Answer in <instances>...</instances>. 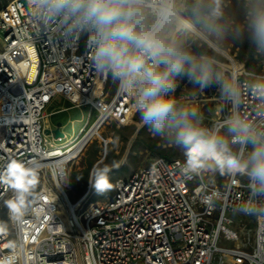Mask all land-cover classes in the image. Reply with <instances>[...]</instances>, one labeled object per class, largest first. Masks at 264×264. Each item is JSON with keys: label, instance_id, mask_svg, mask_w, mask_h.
<instances>
[{"label": "built area", "instance_id": "1", "mask_svg": "<svg viewBox=\"0 0 264 264\" xmlns=\"http://www.w3.org/2000/svg\"><path fill=\"white\" fill-rule=\"evenodd\" d=\"M0 31V168L14 157L36 169L33 195L21 218L10 216L5 201L12 193L0 185V210L13 232L9 237L0 227V264H226L223 255L264 264V216H256L253 245L250 232L242 242L250 251L218 246L222 234L240 239L227 226L233 222L228 213L239 212L248 197L246 182L237 177L211 184L206 174H184L182 160L158 157L118 178L104 201H90L95 190L89 185L72 202L69 165L88 142L71 153L86 136L90 119L63 149L47 139L45 121L54 113L45 110L60 96L71 108L90 106L100 119L108 77L96 72L85 36L48 35L30 15L29 0H9L0 8ZM223 57L221 70L237 73L246 86L264 77V71H251L226 52ZM216 90L219 114L226 118L231 108ZM240 107L244 115L264 119L254 89L248 88ZM106 108L111 111L100 126L109 118L126 123L136 113L132 99L118 90Z\"/></svg>", "mask_w": 264, "mask_h": 264}, {"label": "clouds", "instance_id": "2", "mask_svg": "<svg viewBox=\"0 0 264 264\" xmlns=\"http://www.w3.org/2000/svg\"><path fill=\"white\" fill-rule=\"evenodd\" d=\"M29 7L48 35L86 37L96 72L132 99L153 135L182 151L184 174L243 177L248 197L238 211L264 216V119L240 107L252 88L264 110V77L246 86L219 67L229 47L245 39L264 56V0H236L235 10L232 0H29ZM184 78L194 85L190 98L176 94ZM213 84L231 110L209 126L195 97ZM112 170L94 166L90 187L111 191ZM35 181L32 162L12 157L0 168V185L12 193L5 201L11 217L24 215Z\"/></svg>", "mask_w": 264, "mask_h": 264}, {"label": "rangeland", "instance_id": "3", "mask_svg": "<svg viewBox=\"0 0 264 264\" xmlns=\"http://www.w3.org/2000/svg\"><path fill=\"white\" fill-rule=\"evenodd\" d=\"M8 1L9 0H0V8ZM232 6L235 10L236 0H232ZM2 41L3 34L0 31V49L2 47ZM226 53L236 57V59L241 62H245L246 67L251 71H264V56L258 54L255 47L250 44L247 39L237 45H231ZM219 62H224V57L219 58ZM216 86L217 85L213 84L205 88L203 91L198 92V95L195 97V102L204 113L205 122L209 126L218 119H223V115H220L218 111L219 101ZM193 87L194 85L191 84L187 78L181 79L178 81L176 94L178 96L190 98L191 93H189V91ZM116 90V85L111 80V77H108L106 83L108 97L105 99V102H101L103 107L106 106L105 103H108L112 99ZM67 101L63 98L55 97L52 103L46 108L45 113L51 114L71 106L69 101ZM121 110L122 109L116 113L117 116L121 115ZM98 116L99 112L91 110L90 106L84 108H69L50 115L47 117V121H45V124H48L46 130H50L51 128L54 129L58 123H62L63 126L61 130L65 134V137L61 140H56L52 135L46 133L47 139L54 146L65 149L66 145L80 133L88 119H90V122L86 126L85 131L91 128ZM104 140L107 141L106 146ZM161 155H168L173 159L183 160L182 151L174 147L166 139L153 135L149 127L142 124L137 112L134 115V119H130L126 123H121L118 119L109 118L100 126L76 159L70 163L68 178V186L70 187L69 198L72 202H75L86 192L89 186V173L94 166L107 165L113 169L109 174L113 181V189L110 192L113 193L115 182L118 178L128 177L134 171L152 165L153 161L161 157ZM117 165H119V167H117ZM206 177L208 178V183L220 186L226 179H222L219 174L215 176L206 174ZM237 179L238 181L246 182L243 177H237ZM106 198L107 197H104L103 194H99L95 191L90 201L102 202ZM228 217L232 219L233 222L227 226L232 231L239 234L240 239H229L222 234L218 246L232 249L243 248L242 242L247 240L248 232L251 233L250 244L253 245L256 216H248L240 212H230L228 213ZM0 227L9 237H13L12 229L3 210H0ZM245 250L250 251L251 248H246ZM220 254L221 253H218L216 257ZM223 257L226 260V264H244L242 259L235 256L223 255Z\"/></svg>", "mask_w": 264, "mask_h": 264}, {"label": "bare ground", "instance_id": "4", "mask_svg": "<svg viewBox=\"0 0 264 264\" xmlns=\"http://www.w3.org/2000/svg\"><path fill=\"white\" fill-rule=\"evenodd\" d=\"M100 107H101V110H102V115L100 117V119H97L95 121V123L91 126V128L88 130L86 136L84 137V139L81 141V143L79 144V146L71 153L74 154L76 152H79L80 151V148L86 143V142H89V140L92 138V136L96 133V131L100 128V124L103 120V118H105L107 116L108 113H110L111 111V108H106L102 106V104L100 103ZM84 108V107H83ZM78 120V119H77Z\"/></svg>", "mask_w": 264, "mask_h": 264}, {"label": "water", "instance_id": "5", "mask_svg": "<svg viewBox=\"0 0 264 264\" xmlns=\"http://www.w3.org/2000/svg\"><path fill=\"white\" fill-rule=\"evenodd\" d=\"M246 66V63L243 62V67ZM62 123H58L56 128L47 130V134L51 135L54 134L55 138L64 137L65 134L62 132Z\"/></svg>", "mask_w": 264, "mask_h": 264}, {"label": "trees", "instance_id": "6", "mask_svg": "<svg viewBox=\"0 0 264 264\" xmlns=\"http://www.w3.org/2000/svg\"><path fill=\"white\" fill-rule=\"evenodd\" d=\"M202 54L210 56V55H211V52H208L207 50H203V51H202ZM248 65H249V63H248ZM220 70H221V68H220ZM161 157H164V158H167V159H173V158H171V157L168 156V155H161ZM220 176H221V175H220ZM221 177H222V179H223V178H225L226 176H221ZM110 195H112V192H110V191H108V192H106V193L103 194L104 197H108V196H110Z\"/></svg>", "mask_w": 264, "mask_h": 264}, {"label": "crops", "instance_id": "7", "mask_svg": "<svg viewBox=\"0 0 264 264\" xmlns=\"http://www.w3.org/2000/svg\"><path fill=\"white\" fill-rule=\"evenodd\" d=\"M57 97H58V98H63L64 100H66V101H67V99H65L64 97H60V96H57ZM57 97H56V98H57ZM67 102H68V101H67ZM106 104H108V103H105V105H106ZM69 108H71V106H69V107H66V108H63L62 110H67V109H69ZM62 110L55 111V112H53V113L55 114V113H58V112H60V111H62ZM132 119H134V116H133V118H132ZM51 129H52V128H51Z\"/></svg>", "mask_w": 264, "mask_h": 264}]
</instances>
